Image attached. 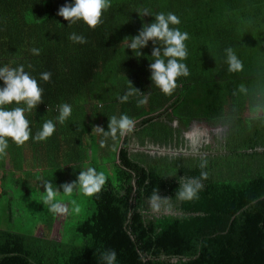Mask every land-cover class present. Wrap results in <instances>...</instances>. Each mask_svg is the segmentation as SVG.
<instances>
[{
  "label": "trees",
  "instance_id": "16d2710c",
  "mask_svg": "<svg viewBox=\"0 0 264 264\" xmlns=\"http://www.w3.org/2000/svg\"><path fill=\"white\" fill-rule=\"evenodd\" d=\"M66 2L71 0H0V66L23 65L43 88L42 103L25 113L32 135L47 120L56 124L44 141L17 145L8 138L0 156L11 169L0 173V264H106L110 250L116 264H264V0H110L95 28L82 20L68 25L57 15ZM145 9L152 16L141 18ZM161 12L176 14L181 23L171 27L189 34L183 61L189 76L177 78L171 95L150 79L152 42L139 55L125 40ZM74 32L87 43H74ZM227 48L243 62L242 71L228 70ZM43 72L52 74L49 81L40 79ZM132 86L141 93L123 102ZM145 95L147 103L140 105ZM64 103L72 115L61 124ZM17 106L25 105L7 107ZM168 110L183 124L222 121L242 135H230L224 155L131 154L130 135L144 145L163 136L153 134L172 131L161 120ZM121 115L137 120L124 137L97 130L107 131L111 118ZM114 153L112 169L98 164V154L110 161ZM88 162L106 183L92 197L59 189L54 203L82 196L91 212L78 220L74 238L53 239L59 211L51 209L43 184L71 183ZM201 172L207 178L199 198L181 200L180 178ZM156 192L169 199L159 213L151 206ZM17 196L31 210L26 220L34 230L28 233L10 227L23 221L13 216Z\"/></svg>",
  "mask_w": 264,
  "mask_h": 264
},
{
  "label": "clouds",
  "instance_id": "9594fccd",
  "mask_svg": "<svg viewBox=\"0 0 264 264\" xmlns=\"http://www.w3.org/2000/svg\"><path fill=\"white\" fill-rule=\"evenodd\" d=\"M110 7V0H71L61 6L57 15L63 17L69 22L68 25L75 24L78 21H83L89 27L95 28L101 23L103 11ZM141 18L144 16H152L145 9L138 12ZM180 18L169 12L167 14L161 12L154 16V21L151 23H143L138 34L125 38L127 48L132 52L136 51L141 55L140 50L148 47L151 41L154 45L151 56L155 57L150 63L151 71L150 79L164 94L171 95L177 87L178 77H188L189 69L186 63L188 52L185 41L189 39L187 32H182L178 27ZM74 43H87L85 36L72 33L69 37ZM158 45V46H157ZM162 45V47H161ZM33 55H39L40 49L33 48ZM226 63L230 72H240L243 70V62L233 51L232 48L225 49ZM50 72L41 73L40 79L47 82L51 78ZM0 156L6 154L11 138L17 145H23L30 138L35 141H44L51 137L56 131V124L52 120L44 122L42 129L32 135L30 121L26 118L25 113L37 108L42 103L43 88L39 86L37 79L29 72L25 71L23 65L10 68L8 66H0ZM241 91H245L242 87ZM141 93L137 88L131 87L128 92L121 97L123 102H126L130 96ZM15 102L24 107L17 106L13 108L7 107ZM140 105L147 103V96H143L138 101ZM72 115V106L64 103L60 107V114L57 118L59 123H64ZM135 126V121L127 115H121L119 119L113 116L108 123V130L105 131L102 127L97 126V130L103 133L105 137L111 136L115 138L117 133L121 136L130 133ZM103 145V141H102ZM207 162L201 163L200 167H206ZM207 178V173L201 172L197 177H182L178 181L179 191L177 193L181 200L191 201L199 198V192L203 189L202 180ZM106 175L103 172H98L95 168L89 167L86 171L79 172L76 180L71 183H64L59 187H53L52 182L48 181L43 184L45 189L46 199L51 204V209L59 212H67V208L61 207L60 204L54 203L57 193L62 188L65 194H71L75 189H79L85 196L92 197L101 192L106 183ZM153 201L161 199L156 193L151 198ZM75 204V201H73ZM75 212H79V206L74 207ZM103 259L106 264H116L117 253L115 250L108 251Z\"/></svg>",
  "mask_w": 264,
  "mask_h": 264
},
{
  "label": "flooded vegetation",
  "instance_id": "af4514ba",
  "mask_svg": "<svg viewBox=\"0 0 264 264\" xmlns=\"http://www.w3.org/2000/svg\"><path fill=\"white\" fill-rule=\"evenodd\" d=\"M171 110L162 112L161 120L172 127L171 132H162L153 135H163L160 140L149 139V143L155 146V149L146 147L144 151L152 155H168L171 157L177 155L185 156H215L224 155L228 151V141L230 135H242L233 133L230 127L222 121L214 122L205 118L191 119L188 124L181 123L178 119H173L170 115ZM253 117V113H248ZM166 135H173L170 142L166 140ZM133 140L139 138L132 137ZM148 139V138H147ZM136 141V144L139 143ZM131 148V147H130Z\"/></svg>",
  "mask_w": 264,
  "mask_h": 264
},
{
  "label": "rangeland",
  "instance_id": "374dc122",
  "mask_svg": "<svg viewBox=\"0 0 264 264\" xmlns=\"http://www.w3.org/2000/svg\"><path fill=\"white\" fill-rule=\"evenodd\" d=\"M134 136V135H130ZM137 141V140H136ZM136 141L131 138V154L138 153V152H146L144 149L146 147H149L151 149H155V144L149 143V141L145 142L144 145L136 144ZM149 153V152H146ZM150 154V153H149ZM97 161L99 165H103L108 169H112V163L117 162V158L115 153L111 155V160L105 161L99 154L96 156ZM90 159V158H89ZM90 167V163L84 167H82L83 171H86L87 168ZM77 177H74V180H76ZM77 194L81 193L79 189L76 190ZM23 198L21 196L15 197L13 201V216L14 218H21L23 221L20 223L18 220L14 221L13 224L10 225L12 230L28 233L30 231H33V221L29 218L26 220L27 217H29V214L31 212L29 205L24 202ZM169 203L168 197H161V199L152 201L151 206H153V211L155 213L160 212V208H163L164 206H167ZM79 206L80 211L75 212L74 207ZM162 206V207H161ZM61 207L67 208V212H58V219L55 221V226L52 232V238L56 240H63L66 239L70 240L75 237L76 234V225L78 220H83L85 216L91 212L89 207V202L87 198L79 197L75 204L71 202L70 199H66L63 201ZM26 220V222H24ZM38 231V230H37ZM39 230V234H41Z\"/></svg>",
  "mask_w": 264,
  "mask_h": 264
},
{
  "label": "crops",
  "instance_id": "0c3cea01",
  "mask_svg": "<svg viewBox=\"0 0 264 264\" xmlns=\"http://www.w3.org/2000/svg\"><path fill=\"white\" fill-rule=\"evenodd\" d=\"M173 118V117H172ZM173 119H175L176 120V118H173ZM137 122V120H135V123ZM127 134V133H126ZM125 134V135H126ZM125 135H123V137L125 136ZM7 161V160H6ZM6 161H4V162H6ZM9 170H11L10 168H9V166H7V167H5V166H3V162H1L0 161V173H3L4 171L5 172H8Z\"/></svg>",
  "mask_w": 264,
  "mask_h": 264
}]
</instances>
